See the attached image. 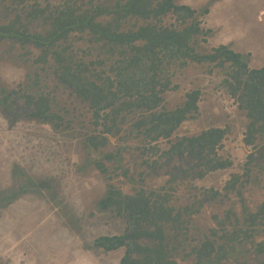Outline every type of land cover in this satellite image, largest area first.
Listing matches in <instances>:
<instances>
[{
  "label": "trees",
  "instance_id": "obj_1",
  "mask_svg": "<svg viewBox=\"0 0 264 264\" xmlns=\"http://www.w3.org/2000/svg\"><path fill=\"white\" fill-rule=\"evenodd\" d=\"M26 1L16 0L17 5ZM213 2L203 8L204 15ZM49 8L35 3L26 16L16 13L17 7L5 8L8 14L0 24V42L20 44L26 48L27 58L32 55L28 48L39 50V54L33 59L36 70L31 86L2 89L0 106L12 123L20 108L26 118L56 131L68 130L70 123L55 111L54 100L32 91L40 85L38 71L50 64L58 81L89 104L95 126L101 130L83 141L90 154L86 164L99 171L106 182L97 210L115 211L126 223L123 234L101 236L93 246L105 252L124 249L120 264H224L230 260L250 264V255L264 264V242L258 241L264 234V200L252 211L244 197L247 185L264 189V67L250 68L248 56L225 45L211 53L199 52L198 37L204 31L197 11L174 0H67L50 14ZM168 16H173L175 23L167 25ZM39 19L44 29L33 31L30 25ZM74 34L101 45L105 58L84 62L66 56L70 45L63 44ZM108 63V69H102ZM191 63L211 64L225 71L224 86L248 120L244 143L255 150L249 154L243 174L233 175L224 188L226 195L234 193L239 198L240 212L231 207L222 216L213 215L215 227L205 232L194 217L221 193L204 190L190 205L175 207L171 203L174 184L181 176L202 179L231 167L232 161L219 153L230 128L214 127L183 136L166 150L156 146L161 140H171L199 111L198 90L187 93L182 106L164 107L165 94L178 88L173 85L175 73ZM112 139L117 140V146L111 151ZM130 140L143 148L149 146L167 165L175 159L186 161L189 170L174 167L165 186L145 189L124 163ZM116 178H123L133 192L125 193Z\"/></svg>",
  "mask_w": 264,
  "mask_h": 264
},
{
  "label": "rangeland",
  "instance_id": "obj_2",
  "mask_svg": "<svg viewBox=\"0 0 264 264\" xmlns=\"http://www.w3.org/2000/svg\"><path fill=\"white\" fill-rule=\"evenodd\" d=\"M67 0H27L17 5L16 0H0V24L9 11L26 16L35 3L50 6L49 14L63 7ZM197 11L200 28L197 50L203 54L225 45L249 58L250 68L264 67V0H214L210 12L203 8L210 0H174ZM81 2V0H80ZM166 24L175 23L173 16ZM41 20L31 23L33 31H42ZM66 56L75 61L91 62L104 59V49L90 43L87 36H71ZM32 55L24 57L26 48L10 40L0 42V95L7 91L27 89L34 79L33 59L39 50L28 48ZM110 63L102 69H108ZM99 69L101 67L99 66ZM40 85L33 93H45L54 100V109L70 123L68 130L56 131L39 120L26 118L17 109L14 123L0 106V264H120L124 249L105 252L93 242L101 236L120 235L125 231V220L115 211L100 212L97 202L106 193L105 177L93 166H88L89 152L83 141L96 127L89 104L83 102L72 89L60 83L54 68L48 65L39 70ZM31 77V81L29 80ZM225 71L211 64L191 63L173 78L177 89L165 94L164 107L168 110L182 106L186 94L198 90L201 98L199 111L185 121L172 139L161 140L156 146L166 150L177 139L196 135L210 128H230L220 155L232 161V166L210 172L204 178H183L174 184L172 205H190L204 190H217L220 197L206 204L194 217L198 228L205 232L215 227L212 216H222L231 207L240 212L239 198L226 195V184L233 175L244 172L249 154L255 153L244 143L248 120L240 111L224 86ZM124 163L140 186L158 189L165 186L174 167L189 170L186 161L175 159L170 165L135 140H130ZM155 145V144H154ZM117 146L111 140L110 150ZM157 161L158 164H154ZM187 175V174H186ZM125 193L132 186L123 178H116ZM244 197L250 210L255 211L264 200V189L247 185ZM238 201V204L235 202ZM193 232V236L196 235ZM264 242V234L258 237ZM248 263L260 264L254 256ZM181 264H192L187 262ZM224 264H243L232 260Z\"/></svg>",
  "mask_w": 264,
  "mask_h": 264
}]
</instances>
